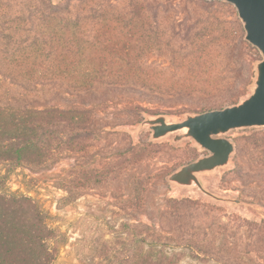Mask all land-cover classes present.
<instances>
[{
  "label": "rangeland",
  "instance_id": "rangeland-1",
  "mask_svg": "<svg viewBox=\"0 0 264 264\" xmlns=\"http://www.w3.org/2000/svg\"><path fill=\"white\" fill-rule=\"evenodd\" d=\"M202 1L207 0L150 4L164 54L181 47L190 50L194 63L198 40L193 36L204 27V21L195 22L211 11ZM210 2L244 34L250 48L241 65L230 49L214 51L210 77L201 78L189 96L162 100L103 87L69 95L64 88L46 86L43 100L31 99L41 108L91 109L83 125L92 133L72 137L65 123L60 126L65 133L51 139L43 160L34 154L23 161L0 156V196L14 201L10 211L2 212L15 229L36 236L32 243L4 238L0 264H264V128L229 133L238 158L234 154L231 167L205 177L211 191L256 208L219 203L170 184V173L208 152L192 140L151 142L149 131L134 133L146 116L165 114L180 122L188 113L233 106L251 94L262 55L245 40L234 5ZM176 19L190 26V46L184 32L172 30ZM145 63L174 71L168 57L148 56ZM171 199L176 200L173 208L166 204Z\"/></svg>",
  "mask_w": 264,
  "mask_h": 264
},
{
  "label": "trees",
  "instance_id": "trees-1",
  "mask_svg": "<svg viewBox=\"0 0 264 264\" xmlns=\"http://www.w3.org/2000/svg\"><path fill=\"white\" fill-rule=\"evenodd\" d=\"M73 2L76 4L72 7ZM155 2L0 0V156L23 161L34 154L43 160L51 139L65 133L61 124L71 127L72 137L92 133L90 126L83 125L91 117L89 108L33 105L31 99H42L46 86L64 88L69 95H83L101 87L124 89L163 100L189 96L201 78L210 77L214 51L228 48L231 57L242 64L244 51L250 48L244 34L222 19L221 11L210 1L202 3L211 11L195 22L204 21V27L193 36L198 40L194 63H190V50L184 52L181 47L180 52L164 54L150 13ZM172 30L184 32L183 40L190 46V26L176 19ZM165 46L169 48L170 44ZM152 52H158L160 58L168 57L174 71L147 65L145 59L156 56ZM235 156L238 158V152ZM13 203L0 196V243L4 238L10 243H32L36 236L15 229L10 215L2 212L10 211ZM175 203L166 201L170 208Z\"/></svg>",
  "mask_w": 264,
  "mask_h": 264
},
{
  "label": "water",
  "instance_id": "water-1",
  "mask_svg": "<svg viewBox=\"0 0 264 264\" xmlns=\"http://www.w3.org/2000/svg\"><path fill=\"white\" fill-rule=\"evenodd\" d=\"M223 1L234 5L243 23L245 40L257 48L262 59L256 65V76L251 94L239 103L223 109L202 113H188L180 122H172L165 114L146 116L134 130H147L150 141L172 137L174 144L192 140L208 155L184 164L167 176V181L181 189L197 190L206 197L225 204L256 208L241 198L223 196L208 188L206 176L233 165L236 151L227 135L233 131L264 128V0H207Z\"/></svg>",
  "mask_w": 264,
  "mask_h": 264
}]
</instances>
